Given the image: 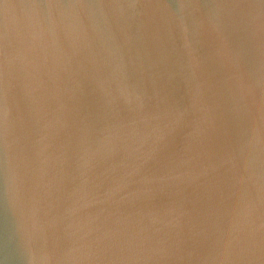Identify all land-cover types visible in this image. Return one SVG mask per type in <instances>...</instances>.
<instances>
[{"label": "water", "instance_id": "95a60500", "mask_svg": "<svg viewBox=\"0 0 264 264\" xmlns=\"http://www.w3.org/2000/svg\"><path fill=\"white\" fill-rule=\"evenodd\" d=\"M0 264H264V0H0Z\"/></svg>", "mask_w": 264, "mask_h": 264}]
</instances>
